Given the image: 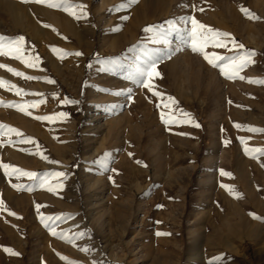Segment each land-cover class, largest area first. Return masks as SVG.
Returning <instances> with one entry per match:
<instances>
[{
    "label": "rangeland",
    "instance_id": "374dc122",
    "mask_svg": "<svg viewBox=\"0 0 264 264\" xmlns=\"http://www.w3.org/2000/svg\"><path fill=\"white\" fill-rule=\"evenodd\" d=\"M9 1L0 0V35L24 37L23 59L0 55V65L24 75L0 67V78L23 90L0 87V123L19 130L3 129L0 164L36 176L0 167V264H264V207L248 203L249 194L261 200L264 191V152L246 151L264 148V83L258 82L264 80V0L166 2V15L140 25L136 15L144 0H72L86 6L76 15L52 6L60 0H11L24 16L23 29L14 28L2 5ZM188 18L230 34L220 37L226 46L205 47L210 59L253 53L252 62L235 78L225 76L192 50L201 41L191 39ZM136 26L137 38L127 43ZM184 49L192 64L173 73L169 62ZM4 51L12 53L15 46L6 42ZM97 61L107 64L106 75L97 74ZM152 64V77L145 79L141 72ZM125 86L134 88L123 93L121 107H113L107 98L122 95ZM128 108L139 128L123 122L118 134L109 133L108 117L114 121ZM98 124L103 133L96 138ZM232 155L237 164L227 169ZM93 175L105 182L109 210L102 226L89 216L93 188L86 192L85 186ZM228 204L234 211L241 206L245 217L239 224L228 221ZM192 225L198 246H189ZM56 241L75 251L48 254L47 246L61 245ZM176 241L182 246H174ZM84 243L89 246L78 250Z\"/></svg>",
    "mask_w": 264,
    "mask_h": 264
},
{
    "label": "bare ground",
    "instance_id": "6f19581e",
    "mask_svg": "<svg viewBox=\"0 0 264 264\" xmlns=\"http://www.w3.org/2000/svg\"><path fill=\"white\" fill-rule=\"evenodd\" d=\"M4 1H6V0H4ZM11 1V0H10ZM6 2V3H4L3 2V6H5V9H7V11H9V13L10 14H12V20H13V23H14V25H15V27L14 28H17V29H19V28H21L22 27V29H23V27H24V19H23V17L17 12H15V10H16V8H15V4H13L12 3V1L11 2ZM172 1H176V0H144V8L142 9L141 8V10H137L138 11V13H137V15H136V19H137V25L139 24H141V23H144L145 21H147V20H159V19H161V17L163 16V15H166L167 14V11H168V7H169V4L172 2ZM108 1L106 0V3H107ZM166 2H168V7H166V5H167V3ZM103 3V2H102ZM105 3V2H104ZM5 4V5H4ZM102 7H103V5H102ZM1 8V7H0ZM139 8V7H138ZM3 10V9H2ZM53 17V16H52ZM54 18V17H53ZM29 23V22H28ZM70 28V31H71V35L73 36V37H75L76 39H77V41L79 42V43H82L83 42V40H82V36L77 32V30H76V28H74V27H71V26H69ZM137 28L135 29V31H134V33L132 34V33H130L131 34V38L129 39V36H128V39L126 38V42L128 43V41L130 42V41H134L136 38H137V33H136V30L139 28V26H136ZM42 29V28H41ZM34 30V32L36 33V34H38L39 32H40V28L39 27H36L35 26V28L33 29ZM133 30V29H132ZM41 33V32H40ZM126 35H128V34H126ZM153 41H156L157 42V39L155 38H153ZM116 42H117V40H116ZM124 42V41H123ZM119 44H118V42L117 43H115L114 42V44H112V48H116L117 46H118ZM121 46V45H120ZM101 50H103V46H101V48H100ZM174 57V59L173 60H171L169 63V67L171 68V70L173 71V73L175 72V71H177V70H179L180 72H182V73H184L185 72V66L186 65H188V64H190L191 63V60H190V63H189V60H188V55H187V51L184 49V51L183 52H181V53H176L175 54V56H173ZM190 59V58H189ZM192 64V63H191ZM105 65H107V64H104V63H101V62H98L97 61V63L95 62V64H94V68L96 69V71H97V74L99 75V76H103V75H106V68H105ZM187 69V68H186ZM113 71V70H112ZM187 72H189V71H187ZM194 75V74H193ZM215 75V74H214ZM94 76V75H93ZM190 76V75H189ZM92 77V76H91ZM214 76H213V74H211V76H210V82H212L213 81V78ZM177 78V77H176ZM201 78V77H200ZM206 79V78H205ZM185 80V79H184ZM206 80H208V79H206ZM194 81V80H193ZM205 81V80H204ZM107 82H110V85H111V83H113L114 82V80L112 79V78H109L108 79V81ZM202 82V81H201ZM212 83H214V82H212ZM115 84V83H114ZM113 84V85H114ZM180 85V84H179ZM183 85V84H182ZM181 86V85H180ZM135 87H137L136 85H135ZM132 88H134V87H132ZM132 88H129L128 86H125V87H122V95H115L114 97H108L107 99H108V102L113 106V107H117V106H119V107H121V105H122V103L124 102V100L126 99L125 98V95L123 94L124 92H127V90L128 89H132ZM231 93V92H230ZM234 93V92H233ZM132 104V103H131ZM131 104L129 105V107H132L131 106ZM111 106V107H112ZM252 114V113H251ZM136 116L134 115V112L133 111H130V109L128 108V110L125 112V113H122V114H120L118 117H115V119H114V121L112 120L111 121V119H109V117H108V119H107V121H106V128H107V131L110 133L111 132V134H112V132H114V133H116V134H118L121 130H122V128H123V122H128V124H131L132 126H136V127H138L139 128V126H140V123H139V121L135 118ZM141 123H146V116H143L142 117V119H141ZM104 125V126H105ZM125 125V124H124ZM102 126H103V124H98V125H95V127H94V134H95V136L94 137H96V138H98L99 136H101V133H103L102 132V130H101V128H102ZM95 138V139H96ZM101 138V137H100ZM93 139V138H92ZM94 141H96V140H94ZM88 143V142H87ZM100 145V146H99ZM99 145H98V147H96L97 145H95V153H97V152H100V149H101V147L103 146V142H100L99 143ZM90 146V145H89ZM235 146V145H234ZM239 146V145H238ZM237 146V147H238ZM238 150V149H237ZM59 152H61V150H60V148H59V150H58ZM233 151H235V150H233ZM95 153H93V154H95ZM222 153H224V152H222ZM237 153V155H238V153H239V151L238 152H236ZM92 154V155H93ZM225 155V154H224ZM236 154H235V156H237ZM233 156L234 155H232V158L230 159V163H228L226 166V168L227 169H230L231 168V165L233 166L234 164H235V162H234V164H233ZM238 157V156H237ZM239 157H240V155H239ZM238 157V158H239ZM236 158V157H235ZM234 158V159H235ZM243 158V157H242ZM219 159L222 161L223 159H224V156H223V154L219 157ZM23 160V159H22ZM238 160V159H237ZM221 164H222V162H221ZM237 164V163H236ZM236 164H235V166H236ZM235 166H234V168H235ZM243 168L241 167V170H242ZM237 171H239V170H237ZM213 174V173H212ZM241 174V173H240ZM246 177V176H245ZM254 178V177H253ZM255 178H256V176H255ZM258 178V177H257ZM263 179V178H262ZM246 180H248V177H247V179ZM251 180V179H250ZM257 180V179H256ZM259 180H261L260 178H259ZM249 181V180H248ZM254 181V180H253ZM264 181V180H263ZM245 182V181H244ZM105 183V182H104ZM103 183V179H101V178H99V177H97V176H92V178H91V180H89V183L85 186V191L87 192L88 191V189H90V188H93V194H90V195H88L87 196V199H89V205H90V211H89V216H90V218L92 219V220H95V219H97L96 221H98L97 223H98V225L99 226H102L103 225V223H104V220H103V215L105 214V213H107V211L109 210V206H108V201H107V199H106V196H105V184ZM254 183V182H253ZM256 183H258V182H256ZM244 184V183H243ZM248 184V183H247ZM261 184H262V180H261ZM251 185V184H250ZM263 185V184H262ZM243 186H245V185H243ZM255 186L253 185V188H254ZM252 188V187H251ZM244 189V188H243ZM255 189V188H254ZM251 190V189H250ZM259 190H261V189H259ZM244 191H246V190H244ZM254 191V190H253ZM262 191V190H261ZM247 192V191H246ZM248 193H250V191L248 190ZM260 193V192H259ZM136 194V193H135ZM243 194H245V192L243 193ZM5 195V194H4ZM223 196V195H222ZM249 196H250V199H249V206H252L253 208H257V209H263V207H264V191H262L261 192V200L257 197V196H252V194L250 195L249 194ZM248 196V197H249ZM24 198V197H23ZM23 198H21V201H22V199ZM19 199H20V197H19ZM247 199V198H246ZM228 200V199H227ZM18 201V200H17ZM20 201V202H21ZM246 201H248V200H246ZM223 203H224V201H222ZM231 202V201H230ZM19 204V203H18ZM64 204V203H63ZM241 204H242V202H241ZM232 206H234V205H230V204H228V205H226L225 206V210H229V213L230 214H232V218L233 219H229L228 221H230L231 223H232V221L233 220H235L234 222H236V223H240L242 220L241 219H243L245 216V214L243 215L244 217L242 218V212H241V214L239 213L240 212V210L239 209H241V206H240V208L237 206V208H239V209H236V210H238V213H237V211L235 210H233V208H232ZM20 207V206H19ZM244 207V206H243ZM222 208V207H221ZM231 210H230V209ZM246 208V207H245ZM245 208H244V210H245ZM243 209V208H242ZM221 210V209H220ZM223 210V209H222ZM249 210V209H248ZM254 210V209H253ZM255 211V210H254ZM259 211H257V213H258ZM221 212H219V214H220ZM231 218V217H230ZM107 219V218H106ZM93 222H95V221H93ZM96 222H95V224H97ZM233 224V223H232ZM98 225H96V226H98ZM234 225V224H233ZM83 226V225H82ZM98 226V227H99ZM97 227V228H98ZM102 228V227H101ZM100 230V229H99ZM102 233H103V235L104 236H106V234H105V231H101ZM195 232H194V229H193V225H192V229L190 230V235H191V240H190V244H189V246H198V243H199V240H200V236L197 234V235H195L194 234ZM83 236H85V233H83ZM74 237V236H73ZM61 244L60 246H53L54 247V249H52V246H47V253L48 254H54V252H56L57 250H63L64 252H74L75 251V249L73 248V246H66V244H65V246H62V242H57L56 241V243L55 244ZM85 246H89L88 245V243H84L83 245H81V246H79V249L78 250H83V248L85 247ZM174 246H182V243H180V242H174ZM43 250V249H42ZM43 252H44V250H43ZM60 252V251H59ZM45 253V252H44ZM61 253V252H60ZM56 254H58L57 252H56ZM42 255V254H41ZM42 257V256H41Z\"/></svg>",
    "mask_w": 264,
    "mask_h": 264
},
{
    "label": "snow or ice",
    "instance_id": "6c2138e0",
    "mask_svg": "<svg viewBox=\"0 0 264 264\" xmlns=\"http://www.w3.org/2000/svg\"><path fill=\"white\" fill-rule=\"evenodd\" d=\"M63 5L64 6V10L70 12V14L76 15V12L79 11L80 13L83 14L84 9L86 8L85 5L82 4H73L72 0H60V3L58 4H53L52 6L55 7H59ZM241 11H243L245 13V15H250L249 11L245 8H243V6H241ZM77 18H80L79 16H77ZM191 21L192 24V37L191 39L195 40L197 37L200 39L201 44L199 47L196 46L195 43L192 44V50L193 51H200L202 53H204L205 59L209 60V63H212L214 66L216 67H221V70L223 72V74L225 76H228L229 78H235L236 76V72L240 69L243 68L245 66H247V64L251 63L252 61L250 60V56L253 53H248L247 56H240V57H220V56H216L214 59H210L208 53H206L204 51L205 47H207L208 45H214L217 47H222V46H226L224 44V41L220 39V37H228L230 36L229 33H221L218 30H213L208 28L205 25L199 24L198 21H196L194 18H188ZM197 27H199L201 30V32L197 33ZM7 42V44L9 46H15V51L12 53H6L4 51V47H5V43ZM24 43V37L19 36V37H5L3 35H0V55H5V54H10L12 55L14 58L17 59H23L22 56V45ZM234 46L235 42L233 41ZM239 47H243L242 45H239ZM76 55H80V53H76ZM227 60L229 61V64L227 67L221 65L220 63H217L216 61H224ZM238 61V62H237ZM29 66H34L33 64L29 63ZM0 67H5L7 68L9 71L13 72L15 75H20L23 76L24 74L19 72L17 69L11 68L10 66L7 65H0ZM231 68L233 71L230 72L228 69ZM155 69V65L152 64L148 69H145L143 72H141V75L145 77V79L150 80L152 77V74L154 72ZM158 74V73H157ZM26 79H40L39 77H25ZM241 79H243L244 77H240ZM250 82L251 81V78ZM260 83H264V80H260L258 81ZM142 84H144L143 81H141ZM7 87L9 90H15L17 92V94H21L23 93L22 89H19L16 85L12 84L10 81H5L3 78H0V87ZM145 87L147 88H151L152 85L150 83L144 84ZM157 95H159V93H155ZM172 99V98H170ZM68 102H72L75 103V101H68ZM5 102L0 99V104H4ZM9 106H13V107H19L21 111L25 110L24 106H20V105H16L15 102H9ZM30 106L35 107V103H32ZM63 115V114H61ZM48 117H39V119H47ZM168 122V121H166ZM196 127H199V124L195 125ZM237 127H243L240 125H237ZM7 128L9 131H14L19 133V130L17 129H12L11 126H6L2 123H0V135H4L3 129ZM260 131H264V129H261ZM246 151L249 152H264V148H259V149H247ZM0 167H3L5 169H12V173L13 174H20V175H25V176H29V177H35L36 174L35 173H31V172H26L22 169H19L13 165H8V164H0ZM56 176H63L65 175L64 173H55ZM15 187H21L19 185H14ZM228 187V186H225ZM0 206H2V202H0ZM14 215V213H13ZM255 215V214H253ZM259 218V217H257ZM41 219L43 220L44 218L41 217ZM47 227H51V225L46 224ZM53 235H57L56 231L53 229ZM67 259V258H65ZM214 259H218V258H214ZM69 264H75V262H69Z\"/></svg>",
    "mask_w": 264,
    "mask_h": 264
}]
</instances>
